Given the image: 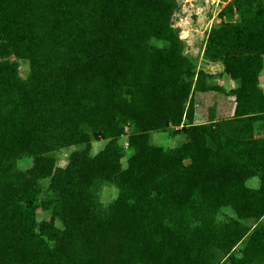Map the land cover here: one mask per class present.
Listing matches in <instances>:
<instances>
[{"label":"trees","instance_id":"obj_1","mask_svg":"<svg viewBox=\"0 0 264 264\" xmlns=\"http://www.w3.org/2000/svg\"><path fill=\"white\" fill-rule=\"evenodd\" d=\"M176 6L0 0V264H264V0H230L211 27L204 55L238 85L234 113L213 104L203 122L195 95L219 87L185 53Z\"/></svg>","mask_w":264,"mask_h":264},{"label":"rangeland","instance_id":"obj_2","mask_svg":"<svg viewBox=\"0 0 264 264\" xmlns=\"http://www.w3.org/2000/svg\"><path fill=\"white\" fill-rule=\"evenodd\" d=\"M177 6L172 15L173 26L179 29V35L185 42V53L193 59L197 70L199 68L205 70L210 77L208 80L212 84L217 85L219 90H206L197 92V114L199 122L209 119V106L215 104L217 109V117H230L234 113L236 96L231 94V89L238 85V82L230 77L224 71V65L220 61H212L204 55L206 41L209 31L212 26L220 23L221 18L219 13L227 5L230 0H176ZM20 71L26 75L28 63L20 61ZM259 86L264 92V67L259 74ZM128 128V127H127ZM259 134V133H256ZM263 135V134H261ZM128 136L124 135L121 142L126 147L127 154L130 150L127 148ZM181 140V136H170L167 131H156L150 134V141L156 144H161L165 147L177 145ZM105 144L104 139L94 140L92 142V153L99 151ZM79 146L73 145L58 149L55 151L57 157V165L65 166L69 161L70 154ZM123 164H126V157L123 159ZM32 164L30 157H22L18 160V166L27 168ZM260 176L256 175L246 181L250 187L260 186ZM48 180H45V185ZM48 192H43L42 198L47 199ZM117 196V189L114 185H104L100 191L102 202L106 205ZM228 213H232L231 209L225 208ZM51 211L44 205H41L37 210V220H50ZM57 225L62 227V223L57 221Z\"/></svg>","mask_w":264,"mask_h":264},{"label":"crops","instance_id":"obj_3","mask_svg":"<svg viewBox=\"0 0 264 264\" xmlns=\"http://www.w3.org/2000/svg\"><path fill=\"white\" fill-rule=\"evenodd\" d=\"M198 116H199V115H197V118H198ZM199 118H201V117H199ZM198 120H199V119H198Z\"/></svg>","mask_w":264,"mask_h":264}]
</instances>
